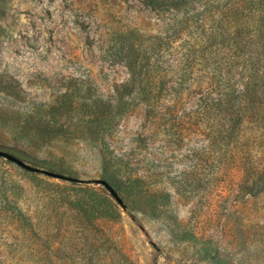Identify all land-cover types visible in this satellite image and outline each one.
Returning a JSON list of instances; mask_svg holds the SVG:
<instances>
[{
    "label": "rangeland",
    "instance_id": "1",
    "mask_svg": "<svg viewBox=\"0 0 264 264\" xmlns=\"http://www.w3.org/2000/svg\"><path fill=\"white\" fill-rule=\"evenodd\" d=\"M178 1L5 0L0 150L84 182L0 158V263L264 264V193L247 189L264 173V91L224 156L227 120L194 113L258 83L264 51L229 43L253 36L256 0ZM37 123L59 132L19 138Z\"/></svg>",
    "mask_w": 264,
    "mask_h": 264
},
{
    "label": "trees",
    "instance_id": "2",
    "mask_svg": "<svg viewBox=\"0 0 264 264\" xmlns=\"http://www.w3.org/2000/svg\"><path fill=\"white\" fill-rule=\"evenodd\" d=\"M149 3L157 8L164 7L166 5H170L172 3L179 2L178 0H148ZM183 2V1H182ZM253 5V7H252ZM5 0H0V18L4 16L5 11ZM206 11L197 12L193 15L192 18H196V21L192 22L199 26V24L204 22V16L206 18ZM251 14H253L254 24H256L254 28L253 36L249 34L248 37L243 38L242 35L238 34L231 37L229 43L235 46L238 50L241 48H245V51H264V0H256L255 3L251 4ZM242 18H246L249 15H245V12L238 13ZM256 19V20H255ZM227 37V36H226ZM224 40H227L225 38ZM228 41V40H227ZM258 59V58H257ZM259 60V59H258ZM259 66L254 65L252 71V78H257V84L251 82L247 83L244 87V91L239 92L235 95V99L233 103L227 102L225 99H214L210 96L203 97L200 100V106L194 113L209 118H219L220 120H227V123L222 127L218 128V133L216 138L217 144L222 152L221 155L224 156L227 153V149L230 146L237 145V134L240 128V125L245 122L246 114L252 116L253 118L258 117L259 114L253 113V110L258 108L261 99V92L264 91V71H260ZM261 72V73H260ZM70 87V86H69ZM67 87V88H69ZM146 94V91H144ZM148 93V92H147ZM96 106H100L96 104ZM233 108V109H231ZM236 111L231 113V116L234 117L226 118L225 114L228 110ZM251 112V113H249ZM54 115V113H53ZM211 116V117H210ZM58 117V116H57ZM53 120H57V118ZM263 121V117L260 119ZM10 119H7V125H10ZM39 127L37 129H31L28 132H22L19 135V138L25 139L27 142H37L42 139L51 138L56 135L58 129H53L51 125H40L37 123ZM250 182L247 184V189L252 197L257 198L264 193V173L257 174L256 177L252 173ZM80 207L82 205H79ZM89 210L93 212L97 209L92 205H87ZM205 258H211L209 255L208 249H203ZM2 264V263H0Z\"/></svg>",
    "mask_w": 264,
    "mask_h": 264
},
{
    "label": "water",
    "instance_id": "3",
    "mask_svg": "<svg viewBox=\"0 0 264 264\" xmlns=\"http://www.w3.org/2000/svg\"><path fill=\"white\" fill-rule=\"evenodd\" d=\"M0 158L1 159H5L15 165H17L18 167L31 172V173H35V174H40V175H44L53 179H58V180H64V181H68V182H84V181H79L73 177H69L66 175H62L59 173H54L52 171H48V170H44V169H40L34 166H31L27 163H25L24 161H22L20 158L12 155L11 153L7 152V151H3L0 150ZM91 181V180H90ZM90 181H85V183H90ZM94 183L102 185L103 187H105L107 189V191L111 194V196L117 201V203L122 207V209L124 211H127V206L125 205L124 201L121 199V197L119 196V194L115 191V189L105 180H95Z\"/></svg>",
    "mask_w": 264,
    "mask_h": 264
}]
</instances>
